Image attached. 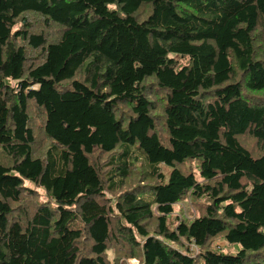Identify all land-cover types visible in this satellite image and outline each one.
<instances>
[{"label":"trees","instance_id":"1","mask_svg":"<svg viewBox=\"0 0 264 264\" xmlns=\"http://www.w3.org/2000/svg\"><path fill=\"white\" fill-rule=\"evenodd\" d=\"M0 153V264H264V0H0Z\"/></svg>","mask_w":264,"mask_h":264},{"label":"rangeland","instance_id":"2","mask_svg":"<svg viewBox=\"0 0 264 264\" xmlns=\"http://www.w3.org/2000/svg\"><path fill=\"white\" fill-rule=\"evenodd\" d=\"M239 142L240 144L246 149L248 150L252 156L254 157H257L259 155L262 154L263 152V149H261L258 144H257V141L255 138L249 136V135H246V136H243V137H239ZM170 168L164 166L162 167V171L164 173V180L166 181L168 176H169V172H170ZM25 185L31 189H33L35 192H37L38 194V197H39V200L40 201H43V200H46L47 199V196L45 195L44 191H43V188L40 187V186H36L34 185L32 182H25ZM190 202L188 203H185L183 205H180L181 208H182V211L187 213L188 212V209H191V206L189 205ZM176 212H177V207H176ZM216 244L217 246L221 249H223V251L225 249H227V247L225 246L224 242L222 240H217L216 241ZM236 250H233L231 253H235ZM129 263L130 264H137L136 260L132 259V260H129Z\"/></svg>","mask_w":264,"mask_h":264},{"label":"bare ground","instance_id":"3","mask_svg":"<svg viewBox=\"0 0 264 264\" xmlns=\"http://www.w3.org/2000/svg\"><path fill=\"white\" fill-rule=\"evenodd\" d=\"M0 155H1V153H0Z\"/></svg>","mask_w":264,"mask_h":264}]
</instances>
